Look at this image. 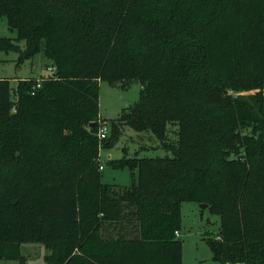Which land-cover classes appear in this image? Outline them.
I'll return each mask as SVG.
<instances>
[{"label": "trees", "instance_id": "16d2710c", "mask_svg": "<svg viewBox=\"0 0 264 264\" xmlns=\"http://www.w3.org/2000/svg\"><path fill=\"white\" fill-rule=\"evenodd\" d=\"M0 17L16 32L0 50L55 70L39 87L0 77V258L35 241L45 264H182L181 205L196 202L219 217L213 260L264 264V97L227 92L264 83V0H0ZM134 80L100 143L128 126L169 154L110 160L136 178L103 183L98 83Z\"/></svg>", "mask_w": 264, "mask_h": 264}, {"label": "rangeland", "instance_id": "374dc122", "mask_svg": "<svg viewBox=\"0 0 264 264\" xmlns=\"http://www.w3.org/2000/svg\"><path fill=\"white\" fill-rule=\"evenodd\" d=\"M0 38H9L15 41L16 32L10 30L5 17H0ZM24 49V42L18 43ZM215 56H218V52ZM19 53L16 51L0 50V77L10 80V85L15 87L18 79L34 78L35 83L54 76L55 70L42 51L37 52L33 57L18 62ZM252 63H248L250 67ZM51 68V69H50ZM122 85L125 82L120 83ZM99 98L96 137L98 143L102 140L98 137L99 127L105 122L107 135L110 132V121L116 120L122 110L127 109L136 102L140 96L141 84L138 81H131L124 86H110L106 81H99ZM229 94L249 99L251 96L264 97V83L262 86L249 88L243 91L234 92L230 89ZM99 123V124H98ZM177 124L168 123L166 141L174 143L176 140ZM169 154L160 141L151 131L138 132L124 126L121 134L113 144H99V166L101 170V181L107 184L120 186L131 185L136 178V169L128 168L115 169L109 164L110 160H118L123 156L127 157H162ZM201 203L183 202L181 205V229L177 237L181 240L182 264H220L213 260L209 248L208 238L213 239L218 232L219 217L200 207ZM203 204V203H202ZM50 251L42 243L35 241L19 245L18 255L25 259V264H45L44 256ZM18 257V258H19ZM16 258H0V264H20Z\"/></svg>", "mask_w": 264, "mask_h": 264}, {"label": "built area", "instance_id": "2783aa9c", "mask_svg": "<svg viewBox=\"0 0 264 264\" xmlns=\"http://www.w3.org/2000/svg\"><path fill=\"white\" fill-rule=\"evenodd\" d=\"M39 86H40V83L37 82L36 87H39ZM106 135H107V128H106L105 122H103L102 125L99 127L98 137H99L100 140H102V139L106 138ZM99 169L102 170L103 169V165H100ZM178 234H179V232L176 231L175 235L178 236Z\"/></svg>", "mask_w": 264, "mask_h": 264}, {"label": "water", "instance_id": "95a60500", "mask_svg": "<svg viewBox=\"0 0 264 264\" xmlns=\"http://www.w3.org/2000/svg\"><path fill=\"white\" fill-rule=\"evenodd\" d=\"M89 126H90V127H94V126H96V122H93V123L89 124ZM200 207H201V208H206L207 205H206V204H200Z\"/></svg>", "mask_w": 264, "mask_h": 264}]
</instances>
